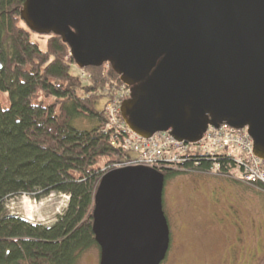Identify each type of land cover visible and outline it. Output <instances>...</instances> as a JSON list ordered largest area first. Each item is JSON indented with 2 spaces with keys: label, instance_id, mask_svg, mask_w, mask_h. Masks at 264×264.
Returning <instances> with one entry per match:
<instances>
[{
  "label": "water",
  "instance_id": "95a60500",
  "mask_svg": "<svg viewBox=\"0 0 264 264\" xmlns=\"http://www.w3.org/2000/svg\"><path fill=\"white\" fill-rule=\"evenodd\" d=\"M19 17L31 33L60 37L78 69L109 64L129 89L120 114L138 137L193 144L226 124L245 128L264 161V0H24ZM164 180L143 166L101 176L98 264L162 263Z\"/></svg>",
  "mask_w": 264,
  "mask_h": 264
},
{
  "label": "trees",
  "instance_id": "16d2710c",
  "mask_svg": "<svg viewBox=\"0 0 264 264\" xmlns=\"http://www.w3.org/2000/svg\"><path fill=\"white\" fill-rule=\"evenodd\" d=\"M23 2L0 0V97L7 100L0 99V264H77L97 246L91 225L98 182L127 155L104 131L103 105L122 84L109 64L105 73L102 65L72 75L60 37L33 41L19 17ZM79 119L91 126L77 127ZM214 164L219 174L235 169L231 159L215 156L157 170L166 179L188 170L213 173ZM50 193L68 197L51 226L30 224L5 206L9 198Z\"/></svg>",
  "mask_w": 264,
  "mask_h": 264
},
{
  "label": "rangeland",
  "instance_id": "374dc122",
  "mask_svg": "<svg viewBox=\"0 0 264 264\" xmlns=\"http://www.w3.org/2000/svg\"><path fill=\"white\" fill-rule=\"evenodd\" d=\"M49 37L32 33L31 38L44 42ZM105 70L103 67V73ZM70 73L80 76L81 70L72 65ZM5 97L1 95L0 99L7 104ZM103 103L104 99L98 103L99 109ZM75 124L84 128L91 126L85 119H79ZM196 173L188 170L164 180L162 205L170 239L161 264H264V216L240 206L234 215L235 224L229 217L217 222L215 214H222V209L230 212L228 206L235 204L233 190L227 187L225 199L213 207L208 195L211 187L206 180L196 178L200 175ZM236 174L232 170L227 175L235 179ZM66 203L67 196L50 193L37 200L25 195L9 198L5 206L11 214L30 224L51 226L66 208ZM98 262L99 248L92 246L80 256L77 264Z\"/></svg>",
  "mask_w": 264,
  "mask_h": 264
},
{
  "label": "built area",
  "instance_id": "2783aa9c",
  "mask_svg": "<svg viewBox=\"0 0 264 264\" xmlns=\"http://www.w3.org/2000/svg\"><path fill=\"white\" fill-rule=\"evenodd\" d=\"M103 65L105 69L108 66ZM129 95V89L122 84L103 105L107 119L104 131H112L111 145L115 146L118 139L120 148L127 154L119 163L112 164L109 170L131 166L157 170L163 165L177 166L195 157L211 159L222 156L234 161L238 182L264 192V161L253 154L252 141L245 128L234 129L226 124L217 128L209 126L200 140L193 144L177 141L168 132H158L143 139L127 128L120 114V105ZM211 171L219 174V165L214 164Z\"/></svg>",
  "mask_w": 264,
  "mask_h": 264
},
{
  "label": "crops",
  "instance_id": "0c3cea01",
  "mask_svg": "<svg viewBox=\"0 0 264 264\" xmlns=\"http://www.w3.org/2000/svg\"><path fill=\"white\" fill-rule=\"evenodd\" d=\"M196 173V178L207 181L211 187L208 190L210 200L216 198L222 203V199H225V189L231 187L235 197V204H232L234 210L238 211L239 207L244 206L248 210L260 213L264 216V192L259 191L253 187H249L245 184L238 182L236 179L226 174H214V173ZM223 211V209H222ZM254 213V214H256Z\"/></svg>",
  "mask_w": 264,
  "mask_h": 264
},
{
  "label": "flooded vegetation",
  "instance_id": "af4514ba",
  "mask_svg": "<svg viewBox=\"0 0 264 264\" xmlns=\"http://www.w3.org/2000/svg\"><path fill=\"white\" fill-rule=\"evenodd\" d=\"M210 203H211V205H213V207H216L217 205H215V203H220V201H218L216 198H212L210 200ZM228 208L230 209V212H228L229 210L223 209L222 214H217L218 212L215 214V216L218 218L217 222L219 221L221 223V221H223L224 219L227 220V218L229 217V221H231L232 224H235L234 215H236L237 212H236V210H234L233 206H231V205L228 206ZM230 216H232V217H230ZM238 233H240V231Z\"/></svg>",
  "mask_w": 264,
  "mask_h": 264
}]
</instances>
